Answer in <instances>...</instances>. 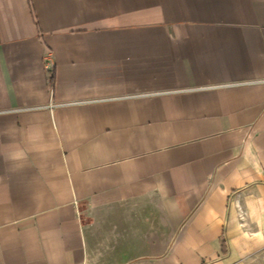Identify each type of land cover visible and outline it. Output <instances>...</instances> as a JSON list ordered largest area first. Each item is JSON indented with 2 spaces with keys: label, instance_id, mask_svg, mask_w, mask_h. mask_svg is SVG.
Masks as SVG:
<instances>
[{
  "label": "crops",
  "instance_id": "obj_1",
  "mask_svg": "<svg viewBox=\"0 0 264 264\" xmlns=\"http://www.w3.org/2000/svg\"><path fill=\"white\" fill-rule=\"evenodd\" d=\"M245 245L264 248V0H0V264Z\"/></svg>",
  "mask_w": 264,
  "mask_h": 264
},
{
  "label": "rangeland",
  "instance_id": "obj_2",
  "mask_svg": "<svg viewBox=\"0 0 264 264\" xmlns=\"http://www.w3.org/2000/svg\"><path fill=\"white\" fill-rule=\"evenodd\" d=\"M240 256H233L228 264H264V248H251V245H245Z\"/></svg>",
  "mask_w": 264,
  "mask_h": 264
},
{
  "label": "built area",
  "instance_id": "obj_3",
  "mask_svg": "<svg viewBox=\"0 0 264 264\" xmlns=\"http://www.w3.org/2000/svg\"><path fill=\"white\" fill-rule=\"evenodd\" d=\"M47 67H49V68L52 67V66H51V61H50V60L47 61Z\"/></svg>",
  "mask_w": 264,
  "mask_h": 264
}]
</instances>
